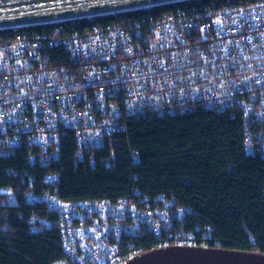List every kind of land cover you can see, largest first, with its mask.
Here are the masks:
<instances>
[{"label": "built area", "instance_id": "obj_1", "mask_svg": "<svg viewBox=\"0 0 264 264\" xmlns=\"http://www.w3.org/2000/svg\"><path fill=\"white\" fill-rule=\"evenodd\" d=\"M193 1L0 29V158L23 150L30 166L47 168L72 134L76 159L92 165L129 120L203 110L238 113L244 152L264 159V0ZM104 16L112 20L93 25ZM76 21L92 25H68ZM24 200L57 214L56 264H127L171 247L206 248L173 235L185 210L163 197L66 202L27 192ZM144 235L154 239L148 252L134 245Z\"/></svg>", "mask_w": 264, "mask_h": 264}, {"label": "trees", "instance_id": "obj_2", "mask_svg": "<svg viewBox=\"0 0 264 264\" xmlns=\"http://www.w3.org/2000/svg\"><path fill=\"white\" fill-rule=\"evenodd\" d=\"M251 1L190 3L206 8ZM111 20L96 18L93 25ZM60 53L64 62L66 56ZM244 136L238 113L196 110L129 120L125 133L114 135L109 147L94 153L92 165L76 159L72 134L64 137L59 160L47 168L30 166L23 150L0 158V264H56L63 258L57 214L26 202L27 192L66 202L163 197L185 210L173 227L175 237L191 235L206 249L264 256V159L244 152ZM48 174H57L58 181L44 184ZM153 241V236L144 235L134 245L148 252Z\"/></svg>", "mask_w": 264, "mask_h": 264}, {"label": "water", "instance_id": "obj_3", "mask_svg": "<svg viewBox=\"0 0 264 264\" xmlns=\"http://www.w3.org/2000/svg\"><path fill=\"white\" fill-rule=\"evenodd\" d=\"M170 0H0V27L77 18ZM127 264H264V256L206 248L171 247Z\"/></svg>", "mask_w": 264, "mask_h": 264}, {"label": "bare ground", "instance_id": "obj_4", "mask_svg": "<svg viewBox=\"0 0 264 264\" xmlns=\"http://www.w3.org/2000/svg\"><path fill=\"white\" fill-rule=\"evenodd\" d=\"M178 1H183V0H170V1H165V2H160V3H155V4H149V5H142V6H137V7L124 8V9H119V10H115V11H108V12H104V13L98 14V16L107 15V14H111V13H115V12H121V11H124V10H134V9L149 8V7H152V6H159V5H164V4H168V3H172V2H178ZM92 16L93 15H83V16H80V17H77V18H88V17H92ZM60 20H65V19H60ZM60 20L43 21V22L33 23V24H50V23L58 22ZM22 25H25V24L5 26V27H0V29L14 28V27L22 26Z\"/></svg>", "mask_w": 264, "mask_h": 264}]
</instances>
